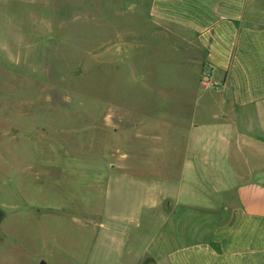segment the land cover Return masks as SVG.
<instances>
[{
  "label": "rangeland",
  "instance_id": "374dc122",
  "mask_svg": "<svg viewBox=\"0 0 264 264\" xmlns=\"http://www.w3.org/2000/svg\"><path fill=\"white\" fill-rule=\"evenodd\" d=\"M152 1L0 0V264H127L145 248L134 215L160 180L140 155L185 134L195 81Z\"/></svg>",
  "mask_w": 264,
  "mask_h": 264
},
{
  "label": "crops",
  "instance_id": "0c3cea01",
  "mask_svg": "<svg viewBox=\"0 0 264 264\" xmlns=\"http://www.w3.org/2000/svg\"><path fill=\"white\" fill-rule=\"evenodd\" d=\"M150 13L181 39L195 81L185 134L140 155L160 184L134 215L150 231L127 264H264V0H153ZM204 70L217 87L201 85Z\"/></svg>",
  "mask_w": 264,
  "mask_h": 264
},
{
  "label": "built area",
  "instance_id": "2783aa9c",
  "mask_svg": "<svg viewBox=\"0 0 264 264\" xmlns=\"http://www.w3.org/2000/svg\"><path fill=\"white\" fill-rule=\"evenodd\" d=\"M200 83L203 86H211V87H217L219 85V82L213 78L211 71L209 70H204L202 72Z\"/></svg>",
  "mask_w": 264,
  "mask_h": 264
},
{
  "label": "water",
  "instance_id": "95a60500",
  "mask_svg": "<svg viewBox=\"0 0 264 264\" xmlns=\"http://www.w3.org/2000/svg\"><path fill=\"white\" fill-rule=\"evenodd\" d=\"M5 216V211L4 209L0 206V222L4 219ZM44 263V261H42V264Z\"/></svg>",
  "mask_w": 264,
  "mask_h": 264
},
{
  "label": "flooded vegetation",
  "instance_id": "af4514ba",
  "mask_svg": "<svg viewBox=\"0 0 264 264\" xmlns=\"http://www.w3.org/2000/svg\"><path fill=\"white\" fill-rule=\"evenodd\" d=\"M42 261H44V260H42ZM42 261H41V264H42ZM43 264H45V262Z\"/></svg>",
  "mask_w": 264,
  "mask_h": 264
}]
</instances>
